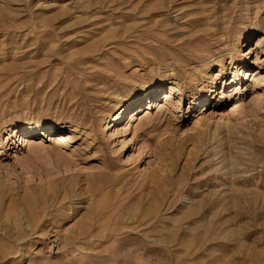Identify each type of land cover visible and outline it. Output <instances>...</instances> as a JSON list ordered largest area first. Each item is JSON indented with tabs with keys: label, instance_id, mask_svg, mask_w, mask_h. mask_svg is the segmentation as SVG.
Listing matches in <instances>:
<instances>
[{
	"label": "rangeland",
	"instance_id": "rangeland-1",
	"mask_svg": "<svg viewBox=\"0 0 264 264\" xmlns=\"http://www.w3.org/2000/svg\"><path fill=\"white\" fill-rule=\"evenodd\" d=\"M261 39L264 0H0V264H264Z\"/></svg>",
	"mask_w": 264,
	"mask_h": 264
},
{
	"label": "bare ground",
	"instance_id": "bare-ground-1",
	"mask_svg": "<svg viewBox=\"0 0 264 264\" xmlns=\"http://www.w3.org/2000/svg\"><path fill=\"white\" fill-rule=\"evenodd\" d=\"M262 40H264V39H261V41ZM220 55V54H219ZM223 57H219V59L217 60L218 62H219V66L221 67L222 66V62H223ZM217 63V62H216ZM208 66H209V64H207V65H205V68H208ZM247 74V72H245V75ZM236 76H237V74L236 73H234V77L236 78ZM238 80L240 81V79L238 78ZM156 81H158V80H156ZM191 84V83H190ZM262 84V83H261ZM160 86H161V84H159V82H157V84H152L150 87H149V89H148V91H147V95H146V99H149V98H154L155 96H156V94L158 93V91H159V88H160ZM170 90L166 93V97L165 98H169L170 97ZM209 92H210V94L208 95V99L207 100H205V103H204V105H203V107L205 106H207L208 105V102L209 101H211V100H214V99H212V93L213 92H215L213 89H210L209 90ZM139 101H140V99H138V96L136 97V95L135 96H133L131 99H130V101H129V103H128V107H127V109L128 108H131V107H133V106H136V105H138V103H139ZM201 103H203L204 101L202 100V101H200ZM152 106H153V104H151V100L150 101H148V106H147V108H152ZM168 107V109H170V107H169V105L167 106ZM120 108H118V110H119ZM138 110V107H136V108H134L131 112L132 113H135L136 111ZM126 111H122V113L120 112L119 114L117 113V114H115V115H112V116H110V122L108 123V124H106L107 125V127H106V129L107 130H109L112 126H114V124H112V122H114V121H116V120H119V119H121V117H122V115L125 113ZM130 112V113H131ZM140 114V112L138 113V115ZM138 115L136 116V117H134V116H132L131 117V120H133V119H137L138 118ZM111 124V125H110ZM46 129H50V127H47ZM105 129V130H106ZM19 131H21V132H26V133H32V135L33 134H35L36 132H37V129L35 128V127H33V126H30V127H28V128H25V127H21L20 129H19ZM36 135H38V133H36ZM51 138H56V137H51ZM59 138V137H58Z\"/></svg>",
	"mask_w": 264,
	"mask_h": 264
}]
</instances>
